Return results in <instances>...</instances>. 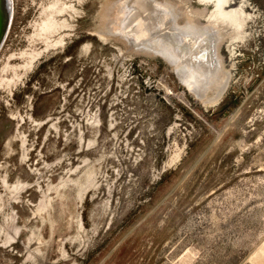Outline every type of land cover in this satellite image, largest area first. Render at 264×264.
<instances>
[{
  "label": "rangeland",
  "instance_id": "374dc122",
  "mask_svg": "<svg viewBox=\"0 0 264 264\" xmlns=\"http://www.w3.org/2000/svg\"><path fill=\"white\" fill-rule=\"evenodd\" d=\"M11 5L0 51V264H264V0H231L244 27L216 30L228 84L219 99L211 80L205 100L147 47L196 12L206 10L193 20L207 28L212 5ZM53 5L67 6L54 14L64 25L45 33Z\"/></svg>",
  "mask_w": 264,
  "mask_h": 264
},
{
  "label": "bare ground",
  "instance_id": "6f19581e",
  "mask_svg": "<svg viewBox=\"0 0 264 264\" xmlns=\"http://www.w3.org/2000/svg\"><path fill=\"white\" fill-rule=\"evenodd\" d=\"M199 1L203 4L214 6L213 13L209 18H207L209 19L208 20L209 25H207L208 26L207 28L204 27L205 29H201L197 26L198 24H196V21L194 22L195 18L197 17L204 18L206 14V10L202 12H196L194 13L195 15L193 14L189 15L194 20L191 18L190 20L188 19V22L184 27L182 28L178 27V30L174 31L173 29L170 33H166L162 35L160 37L161 41L159 42L158 49L153 47V45L151 44L149 47L147 46L146 47L147 49L153 51L154 53L157 54L160 53L169 62L173 63L174 65H177L178 66L177 72L178 75H180L182 81L196 86L197 88L194 89V92L197 96L200 97V99L204 98V96L206 95L205 89L208 88L209 85L213 84V83L211 84V80L217 79L218 82H220L219 83L220 93L218 97L220 99L224 94L225 90L227 89L228 81L221 82L219 78V73H220L219 62L216 56L217 47L215 48V42L217 41L216 30L221 25L225 27H232L237 31L242 30L244 27L245 14L243 11H239V10L228 11L227 8L231 7V0H199ZM6 3L8 4L6 8L7 10H9V19L5 30L3 29V31L0 32V51L8 35L9 27L11 23V16H12L11 0H0V7L1 5ZM51 10L52 13L42 24V31L45 33H51L54 30L56 31V29L60 25H64L62 23H59L60 21L58 22L54 18V14L57 13L61 14L65 12L67 10V6L66 8L58 9L56 5H53L51 6ZM223 29H220V31ZM56 44L62 46L65 45L64 40L62 38L59 41H57ZM183 57L185 59L189 58L190 62L188 64L183 63L184 65L180 66L178 63L179 60H181ZM33 60L34 58L32 59L30 66L33 64ZM190 79L192 81H190ZM216 101L217 98H214L209 100L207 99L206 102L212 104L215 103ZM258 253L264 255V246Z\"/></svg>",
  "mask_w": 264,
  "mask_h": 264
},
{
  "label": "water",
  "instance_id": "95a60500",
  "mask_svg": "<svg viewBox=\"0 0 264 264\" xmlns=\"http://www.w3.org/2000/svg\"><path fill=\"white\" fill-rule=\"evenodd\" d=\"M6 6H8L7 3L0 7V32L3 31V29L5 30L9 19V10H7Z\"/></svg>",
  "mask_w": 264,
  "mask_h": 264
}]
</instances>
